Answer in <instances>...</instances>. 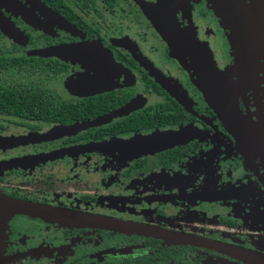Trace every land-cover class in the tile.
<instances>
[{
  "label": "flooded vegetation",
  "instance_id": "af4514ba",
  "mask_svg": "<svg viewBox=\"0 0 264 264\" xmlns=\"http://www.w3.org/2000/svg\"><path fill=\"white\" fill-rule=\"evenodd\" d=\"M37 1L63 21L32 0H0V195L264 255V73L244 86L231 78L234 59L214 0ZM93 44L80 58L32 54ZM204 60L205 93L194 66ZM209 63L219 80L209 78ZM219 87L233 121L241 114L260 123V135L228 124L213 100ZM184 130L188 138L157 152L111 150ZM0 264L247 263L195 245L17 215L0 225Z\"/></svg>",
  "mask_w": 264,
  "mask_h": 264
},
{
  "label": "water",
  "instance_id": "95a60500",
  "mask_svg": "<svg viewBox=\"0 0 264 264\" xmlns=\"http://www.w3.org/2000/svg\"><path fill=\"white\" fill-rule=\"evenodd\" d=\"M32 1L42 5L37 0ZM213 4L214 12L220 19L222 27L226 32L231 48V55L235 61V64H233L229 69V74L237 75L241 85L253 82L256 77L257 68L264 73V0H214ZM41 7L46 10L50 17L57 21H63L62 18L55 12H52L43 5ZM147 16L155 28L159 30L161 22L153 14L152 10L149 14H147ZM1 24L4 26L5 31L13 32L12 28L8 27L7 24H4L3 21ZM162 31L163 32L160 33L163 38L167 42H170L166 31L163 29ZM89 47L93 50L96 48L94 44L88 47H54L46 50L35 51L32 54L43 57H61L63 54L68 58H80L86 56L85 51H92ZM195 65L198 83L202 91L205 93L207 86H209L206 82V76L201 73L202 67L205 66V60L203 63H194V66ZM208 65L210 68V73L208 72L209 78L219 80L221 78L219 73L217 71L212 72V69L214 70V66L211 65V63ZM224 109L227 113H231L226 106H224ZM74 128V126L67 128L60 127L51 131L45 137H50L52 134L57 132H67L68 130H72ZM241 135L247 137L244 133ZM189 136L190 134L184 130L177 131L175 133L173 132L144 138H135L130 141L113 143L111 150L137 154L154 151L157 152L169 146L176 145ZM17 215L30 216L33 218H39L46 222H55L74 227L96 228L118 233L149 236L161 239L173 245L190 244L200 248L213 249L228 254L229 256L235 257L247 264H264V255L223 247L216 241L200 238L195 235L181 234L157 227L62 209L0 195V225Z\"/></svg>",
  "mask_w": 264,
  "mask_h": 264
},
{
  "label": "rangeland",
  "instance_id": "374dc122",
  "mask_svg": "<svg viewBox=\"0 0 264 264\" xmlns=\"http://www.w3.org/2000/svg\"><path fill=\"white\" fill-rule=\"evenodd\" d=\"M65 30H68V29H65ZM68 31H70V30H68ZM230 45V44H229ZM230 51H231V48H230ZM90 64V63H89ZM234 64H235V61H234ZM89 70V69H88ZM262 72H261V70L260 69H258L257 68V70H256V77H255V79H257L259 76H260V74H261ZM231 78L232 79H236L237 78V80H238V77H237V75H232L231 74ZM251 80V79H250ZM239 81V80H238ZM246 84V83H245ZM245 84H243V86L245 85ZM222 91V88L221 87H219L218 89H217V91H215L214 92V94H213V100H214V103L215 104H217V105H219V107L221 108V110L223 111V114H224V116H225V119L227 120V122H228V124L234 129V127L235 128H237V129H234L235 130V132L237 133V134H246L247 135V137H250L251 135H252V133L253 132H257L259 135H260V133L263 131V128H262V126H261V124L260 123H256V124H254V123H247L246 122V119L240 114L239 115V120L237 119V121H238V124H236L234 121H233V119H234V117H233V115L232 114H229V113H227V111L224 109V104L223 103H226V102H224V101H220V97H219V94L218 93H220ZM250 120V119H249Z\"/></svg>",
  "mask_w": 264,
  "mask_h": 264
},
{
  "label": "trees",
  "instance_id": "16d2710c",
  "mask_svg": "<svg viewBox=\"0 0 264 264\" xmlns=\"http://www.w3.org/2000/svg\"><path fill=\"white\" fill-rule=\"evenodd\" d=\"M53 1H55V2H56L57 0H53ZM86 1H87V0H86Z\"/></svg>",
  "mask_w": 264,
  "mask_h": 264
}]
</instances>
